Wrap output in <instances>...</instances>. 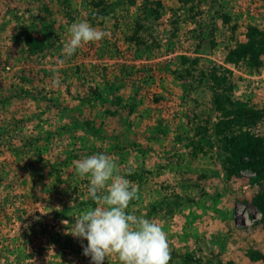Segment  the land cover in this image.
I'll list each match as a JSON object with an SVG mask.
<instances>
[{"label": "rangeland", "instance_id": "rangeland-1", "mask_svg": "<svg viewBox=\"0 0 264 264\" xmlns=\"http://www.w3.org/2000/svg\"><path fill=\"white\" fill-rule=\"evenodd\" d=\"M84 20L109 36L65 57ZM250 27L264 0H0V264H91L69 232L96 206L73 161L96 153L137 185L127 211L161 225L169 264H264V120L214 104L264 107V53L232 59Z\"/></svg>", "mask_w": 264, "mask_h": 264}, {"label": "clouds", "instance_id": "clouds-1", "mask_svg": "<svg viewBox=\"0 0 264 264\" xmlns=\"http://www.w3.org/2000/svg\"><path fill=\"white\" fill-rule=\"evenodd\" d=\"M67 33L62 48L65 57L109 36L86 20L73 22ZM53 83L60 86L59 79L54 78ZM73 165L75 173L88 180V196L96 206L74 216L69 234L87 241L86 247L82 245L83 255L91 258V264H104L112 255L120 264H169L171 249L161 225L127 211L130 202L138 199V187L119 174L117 162L109 155L96 153L74 160Z\"/></svg>", "mask_w": 264, "mask_h": 264}, {"label": "trees", "instance_id": "trees-1", "mask_svg": "<svg viewBox=\"0 0 264 264\" xmlns=\"http://www.w3.org/2000/svg\"><path fill=\"white\" fill-rule=\"evenodd\" d=\"M264 53V32L259 31L255 27L249 28L248 41L246 43H240L238 48L232 53L234 56L232 59L237 62H246L250 66L257 65L260 60V55ZM226 72L230 73V70L226 69ZM224 78V79H223ZM221 78L216 76L217 84L220 85L222 81L226 79V76ZM214 104L217 109L226 110L227 105L236 108V112L241 117H247L250 119L264 120V107L261 110L255 111L250 109L248 105L242 101L234 102L230 97H226L221 93H216L214 98ZM243 144V143H242ZM240 153L251 154L253 152L252 145L248 143L241 148ZM244 158V157H243ZM242 160V157H240Z\"/></svg>", "mask_w": 264, "mask_h": 264}]
</instances>
